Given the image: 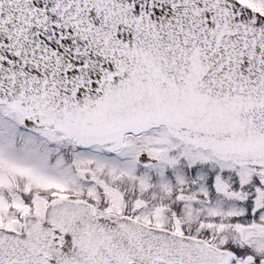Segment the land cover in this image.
Returning <instances> with one entry per match:
<instances>
[{
  "label": "snow or ice",
  "instance_id": "6c2138e0",
  "mask_svg": "<svg viewBox=\"0 0 264 264\" xmlns=\"http://www.w3.org/2000/svg\"><path fill=\"white\" fill-rule=\"evenodd\" d=\"M0 264H264V0H0Z\"/></svg>",
  "mask_w": 264,
  "mask_h": 264
}]
</instances>
